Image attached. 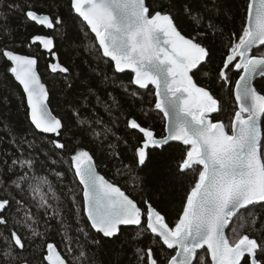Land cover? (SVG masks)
I'll use <instances>...</instances> for the list:
<instances>
[{"label": "snow or ice", "instance_id": "1", "mask_svg": "<svg viewBox=\"0 0 264 264\" xmlns=\"http://www.w3.org/2000/svg\"><path fill=\"white\" fill-rule=\"evenodd\" d=\"M4 8L6 12L0 11V39L13 35L9 23L12 12L65 38L79 20L95 34L89 51L99 52V58L95 67L89 65L88 78L80 81L81 91L74 97L66 96V122L48 107V90L36 72L37 57L0 49V56L10 65L6 74L11 73L22 86L26 118L34 132L55 137L47 143L54 150L68 152L60 162L68 164L82 186V203L72 187L66 193L58 192L47 175L35 173L36 158L24 154V146L33 149L35 139L22 136L17 140L12 136L15 130L5 124L10 131L4 135L11 137L21 154L0 162V242L4 244L0 264H90L85 250L91 247L88 237L95 233L115 239L122 226L138 229L133 244H139L146 233L151 235L147 247H135L138 264H207L198 253L205 248L210 264H264V213L249 210L257 205L264 208V94L253 85L254 77H264V53L251 54L255 47L264 46V0H248L241 30L230 33L226 54L216 71L221 88L231 84L230 71L239 72L233 89L238 108L228 125L211 119L220 112L221 101L209 87L198 85L192 75L211 61L214 39L209 37L224 35V29L215 23H224L222 17L228 16L221 0H202L195 10L185 6V15L203 26L195 36H186L178 29L170 0H160L155 7L147 0H45L43 8L26 0H0V9ZM32 45L56 57L54 36L33 34L28 46ZM49 68L65 74L71 93L74 81L67 80L70 69L59 63L58 57ZM126 69L134 73L130 85L138 86L130 93L129 85H115L109 75ZM210 71L204 75L210 76ZM109 86L120 87L132 97L140 89L154 86L155 108L167 121V134L157 137L131 113V118H125L126 128L142 133L135 148L138 166L145 164L149 148L163 149L170 141L187 146L178 171L193 170L198 175L174 222L148 200L144 209L139 207L97 172L93 154L81 146L85 138L103 145L114 134L97 111L102 108L115 126L112 113L121 108V102L106 90ZM55 175L62 179L65 173ZM228 227L231 239L226 235ZM52 232L61 236L64 254L49 241ZM100 243L91 241L92 245ZM165 246L174 254L165 251ZM29 248L40 255H25ZM157 248L162 255L157 254Z\"/></svg>", "mask_w": 264, "mask_h": 264}, {"label": "trees", "instance_id": "2", "mask_svg": "<svg viewBox=\"0 0 264 264\" xmlns=\"http://www.w3.org/2000/svg\"><path fill=\"white\" fill-rule=\"evenodd\" d=\"M26 2L33 3L41 8L45 5V0H26ZM147 2L150 6L155 7L160 0H147ZM170 2L173 4L172 11L175 22L184 35L195 36L197 32L203 30V26H197L184 12L186 5H190L194 10L200 8L202 0H170ZM221 2L224 9L228 10V16L222 17L224 23H220L219 20L215 23L224 29V35L222 37L219 35L214 38L209 37L210 40L214 39L211 61L200 68L199 71H194L192 75L198 85L209 87L221 101L220 112L212 115L211 119L213 121L222 120L228 125L238 108L234 99L233 88L239 77V72L236 70L230 71L231 84L221 88L220 82L216 79V71L226 54L225 44L230 33H239L241 30L248 0H221ZM0 11L6 12L7 9H0ZM9 23L14 29L13 35L12 37L5 36L0 39V49H14L18 53L37 57L38 72L49 92V106L54 115L64 118L67 122L68 114L65 98L66 96L74 97L75 93L81 91L80 81L88 78L89 65L95 67L99 58V52L92 51L90 53L89 51V45L95 42V35L91 33L89 28L82 26L79 20L74 21L68 31L67 38L34 22H26L19 12L9 14ZM33 34L54 36L56 57L51 56L37 45L29 47L30 37ZM203 42L208 43V40ZM259 53H264V46L253 51V54ZM57 57L59 63L70 69L67 80L74 81L71 93L67 90L65 74L52 72L49 68L51 63L57 62ZM9 66V62L0 56V99H3V103L0 104V121L3 122L0 123V162L5 158L21 154L17 146L11 143V137L4 135L5 132L10 131L4 125L10 124L11 129L15 130L12 132V136L16 137L17 140L22 136H27L29 140L35 139L33 149H28L27 145L24 146V154H30L37 160L35 173L37 175H47L58 192L63 191L66 193L67 188L72 187L77 194V200L82 203V186L79 185L72 172L68 170V164L60 162L61 158H67L68 152L54 150L51 144L47 143V140L55 137L48 136L45 138L43 134L34 132L33 126L26 118L27 105L22 87L15 81L11 73L6 74V69ZM209 70H211L210 76H205L204 73ZM109 75L114 77L115 85H129V93L137 90L138 86L130 85L133 73L129 71L109 72ZM77 77L78 79H76ZM255 85L264 94V77L257 80ZM106 90L112 91L121 102V108L113 110L112 113V117L116 118L115 126L111 124L109 116L102 108L97 109L105 121L109 122L114 134H110L104 140L103 145L85 138L81 146L86 147L93 154L99 172L136 201L139 207L144 209L146 207L144 201L148 200L165 214L169 222H174L178 217V212L182 211V204L186 199L187 191L194 186L198 175V171L187 170L185 173L178 171L177 165L186 152L187 146L182 143H169L163 149L149 148L147 150L149 157L145 164L138 166L135 159V148L139 146L138 142L142 138V133H139L138 130L126 128L125 118H131L129 116V113H131L142 126L151 128L157 137L165 135V118L155 108V90L152 86H149L146 90L140 89L136 97L128 95L120 87L109 86ZM103 94L104 88L102 86L101 95ZM262 130H264V118ZM29 133H33V135H29ZM75 134L79 135L78 132ZM5 153H7V157H5ZM56 172H64V178H57ZM67 206L70 207V205ZM249 210L255 211L257 214L264 213V208L260 205ZM261 221H264V215H261ZM257 227H259V223ZM136 231H138L136 226L122 227L120 234L115 239L104 238L102 234L92 233L88 237V245H91V247L85 248L89 254L90 264H138L135 247H147L151 241V235L146 233L139 244H133L131 240ZM246 231L251 235H257L250 229ZM227 235L230 239L232 238L231 227L228 228ZM93 239L100 240L101 243L92 245L91 241ZM49 241L57 244L58 249L64 254V244L57 232L49 234ZM36 243H40V241L37 240ZM81 243H83V238ZM3 247L4 244L0 242V248ZM156 251L158 255L163 254L159 248ZM165 251L174 254L171 250H167L166 246ZM198 253L206 258L207 264H210L206 249L199 250ZM30 254L40 255L39 253H33L32 248H29L25 253V255Z\"/></svg>", "mask_w": 264, "mask_h": 264}, {"label": "water", "instance_id": "3", "mask_svg": "<svg viewBox=\"0 0 264 264\" xmlns=\"http://www.w3.org/2000/svg\"><path fill=\"white\" fill-rule=\"evenodd\" d=\"M94 34V33H93ZM183 34V33H182ZM95 35V34H94ZM258 47H261V46H258ZM258 47H255L254 49H253V51L256 49V48H258ZM44 51H46V50H44ZM21 54V53H20ZM251 54H253V52L251 53ZM23 55H26V54H23ZM37 63H38V61H37ZM125 71H129V72H131V73H133L130 69H126V70H124L123 72H125ZM36 72H37V74H38V76L40 77V82L45 86V88L48 90V88H47V86H46V84L43 82V80H42V78H41V76H40V74H39V72H38V68H37V65H36ZM238 72V71H237ZM13 76V75H12ZM133 76H134V73H133ZM14 77V76H13ZM15 78V77H14ZM261 78H263V77H261V76H256V77H254L253 78V85L256 87V85H255V83H256V81L257 80H259V79H261ZM238 79H239V77H238ZM17 83H18V81H16ZM19 84V83H18ZM22 87V86H21ZM153 88H154V86H152ZM234 88H235V85H234ZM233 88V89H234ZM257 88V87H256ZM23 90V89H22ZM154 90H155V88H154ZM258 90V89H257ZM259 91V90H258ZM48 94H49V92H48ZM233 95H234V93H233ZM234 99H235V96H234ZM47 103H48V107H49V109L51 110V108H50V106H49V96H48V101H47ZM238 107V106H237ZM52 111V110H51ZM53 113V112H52ZM162 113V112H161ZM163 114V113H162ZM54 115V114H53ZM214 115V114H213ZM263 118H264V116H262L261 117V127H262V121H263ZM166 123H167V121H166V119H165V125H166ZM167 133H166V131H165V135H166ZM169 143H182V142H179V141H170ZM96 170H97V172L100 174V175H102L103 176V174L102 173H100L99 172V170L97 169V167H96ZM106 179V178H105ZM107 180V179H106ZM109 181V180H108ZM110 182V181H109ZM126 194V193H125ZM127 195V194H126ZM129 196V195H128ZM130 197V196H129ZM131 198V197H130ZM132 199V198H131ZM138 205V204H137ZM122 227H127V226H122ZM121 227V228H122ZM229 228V227H228ZM228 228L226 229V235H227V230H228ZM206 249V248H205ZM199 251V250H198ZM208 256H209V260H211V257H210V255L208 254Z\"/></svg>", "mask_w": 264, "mask_h": 264}]
</instances>
